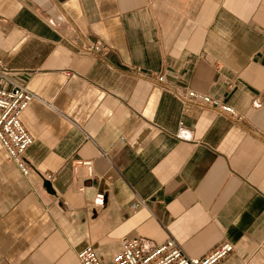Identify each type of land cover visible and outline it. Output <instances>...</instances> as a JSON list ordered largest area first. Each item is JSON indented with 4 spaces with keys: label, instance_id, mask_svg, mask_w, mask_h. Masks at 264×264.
Masks as SVG:
<instances>
[{
    "label": "crops",
    "instance_id": "0c3cea01",
    "mask_svg": "<svg viewBox=\"0 0 264 264\" xmlns=\"http://www.w3.org/2000/svg\"><path fill=\"white\" fill-rule=\"evenodd\" d=\"M9 81L35 96L34 141L28 176L0 143V264H79L88 247L112 264L124 238L169 237L264 264V0H0Z\"/></svg>",
    "mask_w": 264,
    "mask_h": 264
},
{
    "label": "built area",
    "instance_id": "2783aa9c",
    "mask_svg": "<svg viewBox=\"0 0 264 264\" xmlns=\"http://www.w3.org/2000/svg\"><path fill=\"white\" fill-rule=\"evenodd\" d=\"M100 50L101 44L91 48L93 52ZM158 81L163 82L164 77H159ZM9 84L8 89L0 88V143L7 151L9 161L15 164L23 175L28 176L32 169L26 162L25 155L34 140L23 126L21 116L35 96L23 85L13 81H9ZM184 101L212 108L234 118L238 116L231 106L193 90H188ZM78 165L86 167L92 173V161H82ZM144 206L145 202L138 199L131 205V210L134 213ZM234 250L232 244L225 242L203 258H192L172 237L158 245L145 238H124L112 264H221ZM78 260L79 264H102L92 247L81 251Z\"/></svg>",
    "mask_w": 264,
    "mask_h": 264
},
{
    "label": "water",
    "instance_id": "95a60500",
    "mask_svg": "<svg viewBox=\"0 0 264 264\" xmlns=\"http://www.w3.org/2000/svg\"><path fill=\"white\" fill-rule=\"evenodd\" d=\"M44 185L50 193L54 194V191L52 190V184L49 181H45Z\"/></svg>",
    "mask_w": 264,
    "mask_h": 264
}]
</instances>
